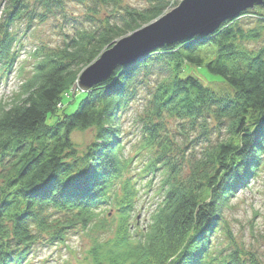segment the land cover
Segmentation results:
<instances>
[{"label":"trees","instance_id":"trees-1","mask_svg":"<svg viewBox=\"0 0 264 264\" xmlns=\"http://www.w3.org/2000/svg\"><path fill=\"white\" fill-rule=\"evenodd\" d=\"M5 1L0 17L3 72L19 55L10 26L25 14L29 26L36 13L28 11V0ZM64 1L43 4L48 10ZM97 1L116 6L121 0ZM146 1L142 10L126 7L119 24L105 19L92 30L78 29L55 52L35 50L32 75L11 103L0 104V264H22L40 238L52 245L77 226L98 228L100 205L110 202L121 215L117 239L94 242L96 264H260L237 250L213 252L211 242L221 224L220 210L249 177H257L264 156V6L244 10L210 35L157 47L132 64L116 67L107 80L85 92L73 112L58 113V102L71 92L84 67L115 40L181 0ZM244 16L255 17V26L244 28ZM260 40V47L250 49V42ZM188 66L219 77L232 94L203 85L185 73ZM151 76L156 77L154 91L138 120L144 144L157 146L160 154L139 170L142 177L160 172L162 200L139 234H133L130 221L139 189L133 177H124L133 157L123 152L119 117L138 95V85L150 83ZM164 115L191 121L203 136L209 116L218 130L225 129L221 139L200 146L186 178L164 157L171 146L162 137ZM88 127H95L94 138L77 156L70 134Z\"/></svg>","mask_w":264,"mask_h":264},{"label":"rangeland","instance_id":"rangeland-1","mask_svg":"<svg viewBox=\"0 0 264 264\" xmlns=\"http://www.w3.org/2000/svg\"><path fill=\"white\" fill-rule=\"evenodd\" d=\"M29 9L36 13L30 20L28 14L17 19L11 26L10 30L15 31L17 37L16 48L19 55L15 60L12 68L7 72L2 71L0 60V104H9L19 92L22 82L32 75L33 66L37 62L35 50L39 52H55L61 48L78 29L92 30L101 25L105 19L109 23L118 22L125 14L126 7L142 10L148 7L146 0H121L119 4L106 5L97 0H65L61 6H52L47 10L43 0H28ZM6 1L0 0V17L1 9L5 6ZM172 2L168 10L174 6ZM46 13L43 20L38 19V14ZM255 17L244 16L240 19L244 28L255 26ZM1 20V19H0ZM1 23V21H0ZM125 36V35H124ZM123 36V37H124ZM262 45V40L250 42L248 46L258 48ZM85 68V67H84ZM185 73L197 76L203 85L211 86L220 93H231L229 86L224 84L219 77L207 73L204 68L189 67ZM153 80L146 84H139L137 89L138 95L132 98L129 105L123 109L119 117L121 126L124 153L128 157H133L129 171L125 172L124 177H133L136 181L135 188L139 189L136 196L133 217L130 221L133 234H139V229L143 228L159 202L162 200V193L159 189L160 172L154 175L149 174L142 177L140 168L144 166L146 160L160 154L157 146H146L141 134V122L138 120L143 116L151 93L154 91L156 77L151 76ZM76 83V82H75ZM76 87V88H75ZM73 85L71 92L65 93L63 99L58 102L57 107L60 109L59 114L73 112L85 92ZM208 117V116H207ZM55 117L49 119V123L55 121ZM163 138L166 137L171 143L170 149L166 152V158L176 163L175 167L179 168L182 178H186L190 172V165L198 152L200 146L205 145L208 139L211 143L219 140L225 135L224 127L218 130L216 122L209 116L205 118L208 131L206 134H198V128L192 126V122L181 120L167 115L163 116ZM198 123V122H197ZM95 127H88L82 130H74L70 134L72 144L76 149L77 156L83 155L86 148L93 140ZM208 134V135H207ZM259 167L257 177L250 179L239 189H236L234 195L228 203L222 207L219 226L215 238L213 239V252L223 254L230 253V250H237L241 257L248 255L256 258L260 264H264V156ZM164 176V174H163ZM150 180V185L145 183ZM145 185V186H144ZM120 181H116L115 188L119 190ZM114 202L100 205L98 228L79 226L68 230L63 242H57L47 245L46 237L38 239L22 264H96L91 253L93 244L96 240L100 243H111L117 239V231L120 220V213L113 205ZM132 233V232H131Z\"/></svg>","mask_w":264,"mask_h":264},{"label":"water","instance_id":"water-1","mask_svg":"<svg viewBox=\"0 0 264 264\" xmlns=\"http://www.w3.org/2000/svg\"><path fill=\"white\" fill-rule=\"evenodd\" d=\"M264 0H181L162 16L121 37L80 72L74 87L88 91L107 80L118 66H127L155 48L207 36L229 19ZM76 88V87H75Z\"/></svg>","mask_w":264,"mask_h":264},{"label":"snow or ice","instance_id":"snow-or-ice-1","mask_svg":"<svg viewBox=\"0 0 264 264\" xmlns=\"http://www.w3.org/2000/svg\"><path fill=\"white\" fill-rule=\"evenodd\" d=\"M260 135L264 136V130H261Z\"/></svg>","mask_w":264,"mask_h":264}]
</instances>
